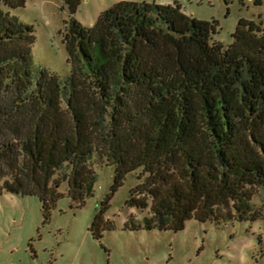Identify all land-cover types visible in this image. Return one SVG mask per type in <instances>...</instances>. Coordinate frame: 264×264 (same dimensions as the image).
Instances as JSON below:
<instances>
[{
	"label": "trees",
	"instance_id": "16d2710c",
	"mask_svg": "<svg viewBox=\"0 0 264 264\" xmlns=\"http://www.w3.org/2000/svg\"><path fill=\"white\" fill-rule=\"evenodd\" d=\"M28 1L0 0V195L38 198L47 219L66 174L82 206L95 154L114 167L89 229L96 239L113 228L110 201L137 170L144 182L126 205L150 217L129 220L131 231L264 219L252 204L264 199V23L239 20L224 47L215 21L178 3L120 2L85 28L74 18L84 0H62L63 78L34 66L33 28L4 10Z\"/></svg>",
	"mask_w": 264,
	"mask_h": 264
},
{
	"label": "rangeland",
	"instance_id": "374dc122",
	"mask_svg": "<svg viewBox=\"0 0 264 264\" xmlns=\"http://www.w3.org/2000/svg\"><path fill=\"white\" fill-rule=\"evenodd\" d=\"M120 2L178 3L191 18L215 21L213 41L224 47L233 43L239 20L264 23V0H84L74 18L85 28L93 27L102 13ZM4 10L33 28L34 66L68 77L71 67L63 35L70 14L64 2L30 0L23 8ZM90 166L96 175L92 195L82 206L73 203L65 174L58 188L62 197L47 219L38 198L0 195V264H264V219L242 223L191 219L179 232L127 229L129 220L143 224L150 217L149 207L140 210L126 205L131 191L144 182L141 170L127 175L114 194L105 215L113 228L96 239L89 229L111 191L114 167L95 154ZM252 204L264 211L261 194Z\"/></svg>",
	"mask_w": 264,
	"mask_h": 264
}]
</instances>
